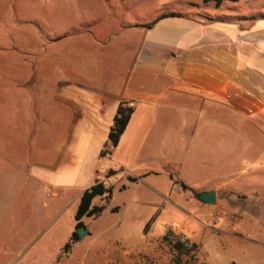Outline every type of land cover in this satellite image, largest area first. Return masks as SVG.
Instances as JSON below:
<instances>
[{"label": "rangeland", "instance_id": "rangeland-1", "mask_svg": "<svg viewBox=\"0 0 264 264\" xmlns=\"http://www.w3.org/2000/svg\"><path fill=\"white\" fill-rule=\"evenodd\" d=\"M245 2L264 10V0ZM224 6L197 0H0V80L12 71L41 81L23 94L6 91L0 81V264H264V162L251 161L249 152L246 163L236 134L222 140L205 130L185 145L166 146L160 144L158 116L151 128L153 116L140 112L144 128L111 154L104 166L110 171L100 178L114 180L112 198L107 204L100 199L104 211L84 220L86 235L66 255L61 250L74 231V206L59 211L63 200L50 206L44 193L36 209L21 190L28 180L3 160L36 148L28 116L40 102L25 99L32 92L64 79L110 90L129 67L118 60L134 52L124 35L129 27L172 12L224 14L230 4ZM33 117V126L42 122ZM35 135L42 139L44 131ZM53 141H44L40 151L52 153ZM209 190L216 192L214 206L193 198ZM112 207L119 211L111 213ZM168 231L194 248L178 255L163 241Z\"/></svg>", "mask_w": 264, "mask_h": 264}, {"label": "crops", "instance_id": "crops-1", "mask_svg": "<svg viewBox=\"0 0 264 264\" xmlns=\"http://www.w3.org/2000/svg\"><path fill=\"white\" fill-rule=\"evenodd\" d=\"M225 3L230 6L224 14L172 12L178 17L161 19L151 29L141 27L147 24L129 27L124 35L133 43L134 52L131 58L118 60L129 67L126 76L110 90H92L83 85L85 81L77 84L64 79L25 98L33 104L40 102L38 107L31 104L34 109L28 116L29 133H33L29 140H37L36 148L31 150L33 155L25 150L23 154H11L10 160L3 158L28 180L21 189L28 195L25 201L39 210L40 196L45 193L50 206L63 200L59 211L74 206L76 212L82 193L110 171H99L98 163L122 102L133 113L111 154L125 139L132 143L137 138L144 128L141 124H146L145 117L138 116L142 112L153 116L151 128L158 116L162 145H185L190 136L205 130L210 138L219 136L222 140L236 134L246 163L250 162L249 152L253 154L251 161L264 162V10L250 9L245 0L225 1L218 7L212 2L202 4L221 9ZM239 8L241 12L234 11ZM15 66L20 64L10 67ZM10 74L0 80L6 91L21 94L41 82L39 77L34 80L12 71ZM36 115L42 122L33 126ZM37 129L44 131L42 139L36 137ZM57 130L60 133L56 136ZM50 137L55 139L50 146L52 153L46 147L40 151ZM145 140L146 136L142 138ZM100 199H94L92 206L105 207L109 202L104 200L106 203L99 205ZM48 206L43 200L42 208ZM113 209L119 211L118 207L109 211ZM96 218H84L83 223Z\"/></svg>", "mask_w": 264, "mask_h": 264}, {"label": "trees", "instance_id": "trees-1", "mask_svg": "<svg viewBox=\"0 0 264 264\" xmlns=\"http://www.w3.org/2000/svg\"><path fill=\"white\" fill-rule=\"evenodd\" d=\"M199 1H201L204 4L212 2L215 4V6L218 7L225 1L235 3L238 2L239 0H199ZM167 17H178V16L175 14L162 15L154 22L147 25H143L141 27L145 29H151L159 20ZM132 113H133V109L128 107L125 102L119 104L115 116L113 118V123L109 129L107 140L103 146V149L101 150L100 156H102L103 153L106 151L111 153L118 146L119 140L130 121ZM128 180L130 182L137 181V179L130 177L128 178ZM112 192H113L112 187L108 189H104L103 186L97 181L92 187L86 189L82 193L78 207L74 214V221H75L74 231L71 233L68 241L62 247L61 251L63 255L68 254L72 249V247L78 242V236L76 234V231L85 230L83 219L96 218L104 211L105 209L104 206H92L93 200L96 198H102L106 202H108L111 199ZM111 212L112 213L116 212V209H113ZM163 241H166L169 246L175 249L178 255H184L185 252L189 251L191 248H194V245L190 244L188 240H182V238L178 236H174L170 231H168L163 236ZM189 245L190 248L187 247ZM179 263L180 262H178V264Z\"/></svg>", "mask_w": 264, "mask_h": 264}, {"label": "water", "instance_id": "water-1", "mask_svg": "<svg viewBox=\"0 0 264 264\" xmlns=\"http://www.w3.org/2000/svg\"><path fill=\"white\" fill-rule=\"evenodd\" d=\"M193 198L197 200L199 203L209 206H214L216 202V193L215 191H206V192H199L193 195ZM78 236V240H81L83 236L86 235L84 230L76 231Z\"/></svg>", "mask_w": 264, "mask_h": 264}, {"label": "built area", "instance_id": "built-area-1", "mask_svg": "<svg viewBox=\"0 0 264 264\" xmlns=\"http://www.w3.org/2000/svg\"><path fill=\"white\" fill-rule=\"evenodd\" d=\"M110 158H111V153L106 151L103 153L102 156H100L99 158V163H98V169L101 172H104L106 170V167H104L106 164H109L110 162ZM114 180H106V179H100L98 182L103 186L104 189H108L109 184H112ZM188 248H190V245L187 246Z\"/></svg>", "mask_w": 264, "mask_h": 264}]
</instances>
